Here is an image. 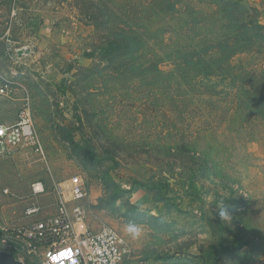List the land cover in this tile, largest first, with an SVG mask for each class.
I'll return each instance as SVG.
<instances>
[{"label":"rangeland","instance_id":"rangeland-1","mask_svg":"<svg viewBox=\"0 0 264 264\" xmlns=\"http://www.w3.org/2000/svg\"><path fill=\"white\" fill-rule=\"evenodd\" d=\"M121 33L133 46L105 54ZM195 52L228 59L214 76L175 68ZM4 79L0 120L28 101L43 151L0 157V227L28 223L33 204L54 212L79 176L89 227L117 230L125 264H264V0H0ZM218 221L229 248L245 245L213 262Z\"/></svg>","mask_w":264,"mask_h":264},{"label":"built area","instance_id":"built-area-1","mask_svg":"<svg viewBox=\"0 0 264 264\" xmlns=\"http://www.w3.org/2000/svg\"><path fill=\"white\" fill-rule=\"evenodd\" d=\"M13 93V82L0 80V96L11 97ZM24 148L43 151L28 101L14 122L0 120V157ZM33 191L40 194L44 188L37 183ZM87 197L85 181L79 176L71 177L54 212L43 213L40 206L33 204L24 212L30 219L28 223L0 227V247L19 245L40 264H124L127 249L117 230L110 226L98 230L89 227L84 205Z\"/></svg>","mask_w":264,"mask_h":264},{"label":"trees","instance_id":"trees-1","mask_svg":"<svg viewBox=\"0 0 264 264\" xmlns=\"http://www.w3.org/2000/svg\"><path fill=\"white\" fill-rule=\"evenodd\" d=\"M133 42H134V38L131 35H128L127 33H121L120 35H116L114 37H111L110 39L107 40V42L105 43V45L102 48V51L105 54H119V53H123L125 51H127L128 49H130L131 46H133ZM220 42V41H219ZM218 45H214L213 48H217L220 47V49H223V53L226 56H230L232 54H234L235 49H237L238 46L236 43L233 44L229 43L228 38L225 39V42L223 45H221L220 43H217ZM226 46V47H225ZM228 47V48H227ZM233 49V51L231 49ZM203 52L204 51H200ZM192 57V58H191ZM191 58V59H190ZM228 59V58H227ZM227 59H222V58H210V59H206L205 57H203L202 55H199L197 52L190 54L189 58H182L181 57H177L175 59L176 62H174L175 68H179L182 69V67H184V72H186L188 69V65H192V67L195 69L194 71L196 72V75H202V76H210L213 74V76L217 73V72H221V69H224L223 63L226 62L225 60ZM224 60V61H223ZM188 63V65H187ZM208 71L211 72L212 74H208ZM222 74V73H221ZM217 76V75H216ZM215 84L213 83V86ZM217 86V85H215ZM264 87L261 89L258 98H260L262 101H264ZM69 142L74 146V147H78L79 145L73 140V138L69 139ZM84 150L87 151L88 156L91 159H97L95 152H94V147L92 145L91 142H88L87 145H85V147H83ZM112 185V192H113V198L117 199L120 198L121 196H123L127 191L125 189H123L120 185H118L117 183H115L114 181H112L111 183ZM217 227H218V245H217V250L215 255L213 256V262H218L224 255L226 252L230 251V250H236L241 248L243 245H245V242L242 241L239 237H234L232 240V247L229 248L226 245V239L225 236L223 235V231H224V226L221 222H216ZM34 261L38 264H40V262L38 261L37 258L33 257ZM126 261H124L125 264Z\"/></svg>","mask_w":264,"mask_h":264},{"label":"water","instance_id":"water-1","mask_svg":"<svg viewBox=\"0 0 264 264\" xmlns=\"http://www.w3.org/2000/svg\"><path fill=\"white\" fill-rule=\"evenodd\" d=\"M14 258L10 253L0 251V264H14ZM16 264H23L22 262H15Z\"/></svg>","mask_w":264,"mask_h":264},{"label":"clouds","instance_id":"clouds-1","mask_svg":"<svg viewBox=\"0 0 264 264\" xmlns=\"http://www.w3.org/2000/svg\"><path fill=\"white\" fill-rule=\"evenodd\" d=\"M128 231H129V234L133 237V238H135V237H137L138 235H139V232H138V230L137 229H135L134 227L133 228H130V229H128Z\"/></svg>","mask_w":264,"mask_h":264}]
</instances>
